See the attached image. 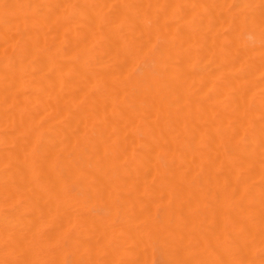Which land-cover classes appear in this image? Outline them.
Listing matches in <instances>:
<instances>
[{"label": "bare ground", "instance_id": "bare-ground-1", "mask_svg": "<svg viewBox=\"0 0 264 264\" xmlns=\"http://www.w3.org/2000/svg\"><path fill=\"white\" fill-rule=\"evenodd\" d=\"M0 264H264V0H0Z\"/></svg>", "mask_w": 264, "mask_h": 264}]
</instances>
